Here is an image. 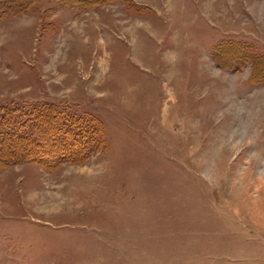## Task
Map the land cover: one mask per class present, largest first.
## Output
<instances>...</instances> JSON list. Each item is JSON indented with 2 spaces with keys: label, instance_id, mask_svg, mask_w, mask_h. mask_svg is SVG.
<instances>
[{
  "label": "rangeland",
  "instance_id": "rangeland-1",
  "mask_svg": "<svg viewBox=\"0 0 264 264\" xmlns=\"http://www.w3.org/2000/svg\"><path fill=\"white\" fill-rule=\"evenodd\" d=\"M51 103L84 159L0 165V264H264V0H32L0 105Z\"/></svg>",
  "mask_w": 264,
  "mask_h": 264
},
{
  "label": "trees",
  "instance_id": "trees-1",
  "mask_svg": "<svg viewBox=\"0 0 264 264\" xmlns=\"http://www.w3.org/2000/svg\"><path fill=\"white\" fill-rule=\"evenodd\" d=\"M30 1L32 0H0V17L12 10L23 8ZM44 106L0 105V165L8 166L19 161L48 164L52 159L67 162L84 159L67 154L53 158L48 154L50 144L66 147L74 145L80 138L78 134L71 136L68 129L58 133L52 132L48 116L50 111L55 109L51 107L52 103ZM41 113H45L47 117L42 118ZM60 122L62 128L64 123H67L63 117ZM34 151L35 153H32Z\"/></svg>",
  "mask_w": 264,
  "mask_h": 264
}]
</instances>
